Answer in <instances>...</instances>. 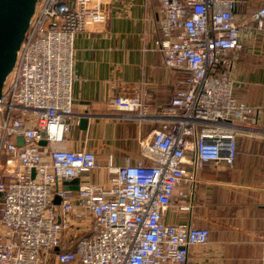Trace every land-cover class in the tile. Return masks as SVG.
<instances>
[{
  "label": "built area",
  "instance_id": "built-area-1",
  "mask_svg": "<svg viewBox=\"0 0 264 264\" xmlns=\"http://www.w3.org/2000/svg\"><path fill=\"white\" fill-rule=\"evenodd\" d=\"M110 1L36 4L0 97V264H184L191 247L209 241L208 228L167 224L163 215L176 188L196 180L188 164H234L239 131L260 111L234 94L231 54L242 48L235 0H158L155 48L164 66L188 75L155 116H144L145 83L110 101L159 123L142 145L151 162L114 167L108 185L74 192L63 182L97 168V156L53 144L70 129L76 36L107 21ZM252 18L263 27L264 6Z\"/></svg>",
  "mask_w": 264,
  "mask_h": 264
},
{
  "label": "crops",
  "instance_id": "crops-1",
  "mask_svg": "<svg viewBox=\"0 0 264 264\" xmlns=\"http://www.w3.org/2000/svg\"><path fill=\"white\" fill-rule=\"evenodd\" d=\"M242 48L233 51L230 73L235 96L260 109L249 129L239 131L234 164L207 162L194 171L195 181L176 188L163 220L210 230L206 244L191 247L184 264H264V26L252 14L264 0H235ZM108 19L91 25L75 39L74 108L70 129L56 148L95 152L98 167L81 183L108 185L112 168L143 159L142 145L158 122L117 110L110 101L131 95L145 83L148 114L168 105L188 72L164 66L155 48L162 17L158 0H111ZM143 116V115H142ZM88 118L82 124V118ZM112 156V161H110ZM187 193L185 197L180 192ZM190 205V210L180 206Z\"/></svg>",
  "mask_w": 264,
  "mask_h": 264
},
{
  "label": "water",
  "instance_id": "water-1",
  "mask_svg": "<svg viewBox=\"0 0 264 264\" xmlns=\"http://www.w3.org/2000/svg\"><path fill=\"white\" fill-rule=\"evenodd\" d=\"M38 0H0V97L9 74L12 72L18 51L29 28ZM82 124L88 123V118L81 119ZM23 144V139L18 138ZM46 145V140L40 142ZM81 183L80 177L63 182L65 189L77 192ZM55 202L60 203V198Z\"/></svg>",
  "mask_w": 264,
  "mask_h": 264
},
{
  "label": "trees",
  "instance_id": "trees-1",
  "mask_svg": "<svg viewBox=\"0 0 264 264\" xmlns=\"http://www.w3.org/2000/svg\"><path fill=\"white\" fill-rule=\"evenodd\" d=\"M69 248H70V245L68 243H66L65 246H64V250H67Z\"/></svg>",
  "mask_w": 264,
  "mask_h": 264
},
{
  "label": "bare ground",
  "instance_id": "bare-ground-1",
  "mask_svg": "<svg viewBox=\"0 0 264 264\" xmlns=\"http://www.w3.org/2000/svg\"><path fill=\"white\" fill-rule=\"evenodd\" d=\"M5 85H6V81H5L4 87H5ZM4 87H3V89H4Z\"/></svg>",
  "mask_w": 264,
  "mask_h": 264
}]
</instances>
